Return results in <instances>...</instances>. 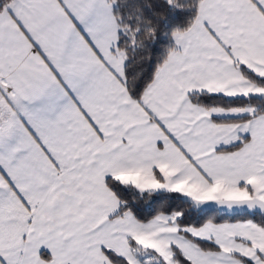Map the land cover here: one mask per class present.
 Here are the masks:
<instances>
[{
    "label": "snow or ice",
    "instance_id": "obj_1",
    "mask_svg": "<svg viewBox=\"0 0 264 264\" xmlns=\"http://www.w3.org/2000/svg\"><path fill=\"white\" fill-rule=\"evenodd\" d=\"M0 264H264V0H0Z\"/></svg>",
    "mask_w": 264,
    "mask_h": 264
},
{
    "label": "trees",
    "instance_id": "obj_2",
    "mask_svg": "<svg viewBox=\"0 0 264 264\" xmlns=\"http://www.w3.org/2000/svg\"><path fill=\"white\" fill-rule=\"evenodd\" d=\"M193 219H196V215L195 214H193V217H192ZM205 219H207V217H205Z\"/></svg>",
    "mask_w": 264,
    "mask_h": 264
}]
</instances>
